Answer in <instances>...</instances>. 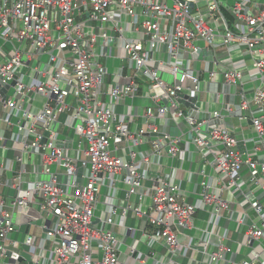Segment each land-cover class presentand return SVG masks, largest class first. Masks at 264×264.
Listing matches in <instances>:
<instances>
[{"label": "built area", "instance_id": "built-area-1", "mask_svg": "<svg viewBox=\"0 0 264 264\" xmlns=\"http://www.w3.org/2000/svg\"><path fill=\"white\" fill-rule=\"evenodd\" d=\"M0 39V105L13 142L24 139L14 158L17 197L9 205L0 197V264H13L9 254L18 245L34 264H123L127 238L113 227L130 232L129 215L142 221L150 250L141 257L134 241L125 264H176L190 251L205 255L206 264H264V201L242 186L246 169L250 186L264 196V158L252 157L246 147L264 152V0H0ZM111 58L129 73L109 87ZM141 81L154 106L145 109L146 124L133 130V117L121 113V103L140 96ZM181 94L198 99L194 110L199 101L217 102L222 110L206 120L189 118ZM228 96L233 101L221 103ZM226 117L252 122L255 134L244 140V149ZM157 120L174 127L185 122L189 129L173 137L160 132ZM193 154L220 180L201 171L199 198L190 201L161 159L175 161L176 173ZM193 176L189 172L190 183ZM120 187L121 212L111 195ZM100 204L111 229L94 223ZM242 205L257 215V221L241 222L246 246L262 249L234 262L220 232ZM27 207L44 219L41 235L17 242L14 213ZM208 207L212 227L198 245L195 218ZM214 238L215 250H202Z\"/></svg>", "mask_w": 264, "mask_h": 264}, {"label": "crops", "instance_id": "crops-1", "mask_svg": "<svg viewBox=\"0 0 264 264\" xmlns=\"http://www.w3.org/2000/svg\"><path fill=\"white\" fill-rule=\"evenodd\" d=\"M141 38L144 37L142 36ZM2 43L3 41L0 39V45H2ZM11 45L12 44H7V47H10ZM111 52H114V55H116L114 49H111ZM161 57L163 59L167 57L165 50L161 53ZM116 61L120 62V60L113 58L106 61L107 65L110 64L113 67L112 77L107 80V84L109 87L110 85H113V83L116 82L119 77H125L129 73L128 69H121V62L119 65H117ZM163 77L167 81L171 80L170 76L167 74H163ZM140 84V96L137 97L134 101H128L127 104L126 102L121 103V113L124 115L131 114L133 117V124L131 126L133 130H136L137 128L146 124L147 120L144 116L145 109L147 107L154 106V102L147 96L149 91L148 84L143 81H141ZM231 92L233 94L235 91L231 90ZM11 93L12 92L9 91L8 95L6 96V93L4 92V98H8ZM231 98L232 97L228 96L225 100L222 99L221 103L229 101L232 102L233 100L231 101ZM38 102L39 100L37 101V103ZM235 103H238L237 99H235ZM182 106L187 108L189 112L193 114V116H189V118H193L195 120L209 119L211 112L222 110V104H219L217 102H212L211 105H207L206 103H203V101H199V110H194L192 108L186 107L185 105ZM32 110L38 111V108L32 107ZM8 119L9 116L2 111V106L0 105V197L5 199V201L9 205L10 202L17 197V193L15 190H13V187L11 185H13V178L15 176L14 173H16L18 170V164L14 162V158L16 155L15 150L20 149V141H22V139H19L17 142H13V130L7 124ZM216 122L217 121H214L213 123ZM226 122L229 126H231L235 137L239 141V147L244 149V140L253 138L255 134L252 128V122L250 120L240 121L228 117H226ZM155 123L159 126L161 133L170 132V129L175 126V124L172 122H170L169 125H166L162 120H157L155 121ZM177 126L181 134L184 132H188L189 128L185 122L178 123ZM246 147L252 157L256 159L264 158V152L255 153L253 151V145L251 143L247 144ZM32 160L33 158L25 156L26 163H28L29 161L32 162ZM34 160L37 163V158H35ZM161 163L165 165L166 173H171L172 171L174 172L173 182L181 185V189L183 191L184 196H186L190 201H194L195 199L197 200L199 198L201 181L199 173L201 171H205L215 181V183L220 180V175L218 174V172L212 169L208 164L203 163L198 154H193L192 161H187L184 164L183 169L181 171H176V173L173 169L175 161H173L171 158L161 159ZM189 172L194 173L191 183L189 182ZM246 172V169L242 171V174L245 176V180L242 184L243 188L247 191L248 194L252 195V198L263 202L264 196L250 186L248 178L246 176ZM36 178L37 176L35 175H28L26 177V179L28 180H35ZM218 189H220L219 186ZM107 193V190H103L102 192L103 195ZM111 195L115 199L118 211L121 212V208L124 206L123 188L120 187V190L111 192ZM224 196L227 199L231 198L228 193H225ZM142 206L144 209H146L148 206H150V201L146 200ZM210 209L211 208L208 207L204 211L198 212V214L196 215V230L193 233V237L198 245H202L204 230H210L212 227L214 218ZM104 210V205H98L94 223L97 227L111 229V227L108 228L105 223L107 217L105 215ZM228 216L229 220H226L220 233L223 236H226V243L233 250V253L229 256V260H235L234 262H239L242 259H249L254 257L256 252L262 249V246L258 244H256L254 248L246 246L247 227L246 225H242L241 222L242 220L246 219L247 221L249 220V222L251 223L252 221L256 220L257 215L254 213L252 208H250V206L242 205V207H237V210L233 215ZM14 221L16 223V230L12 235L13 240L17 242H24L26 237L31 233L35 234L36 236L41 235L40 226L44 223V219L36 211V209L32 207L19 209L17 212L14 213ZM141 226L142 221L137 219L134 215H129L126 220V228L131 229L130 232L127 231L125 228L120 229L117 227H113V231L117 234L120 239L124 237L127 238V243L125 247H122L121 262L123 264L127 262L129 257V251L127 247L130 246L134 241H138V250L140 251L141 257H144V255L150 250V246H148V243L142 238V234L140 233ZM216 244L217 240L214 238L212 239L211 244L207 248H205V246H202V250H215ZM26 249L27 248H24L22 245H18L13 250V255H21L23 253H27ZM156 250L158 252H162L163 248L160 245H156ZM29 256L31 258V262H33L31 255ZM10 258L13 260V264L18 263V260L14 257ZM193 260H195L196 262L192 263ZM176 262V264H206L207 257L205 255L190 251L185 254V257L179 258V260H177ZM49 264H55V262L51 261ZM133 264L138 263L134 262Z\"/></svg>", "mask_w": 264, "mask_h": 264}, {"label": "water", "instance_id": "water-1", "mask_svg": "<svg viewBox=\"0 0 264 264\" xmlns=\"http://www.w3.org/2000/svg\"><path fill=\"white\" fill-rule=\"evenodd\" d=\"M192 8H193V5H191L190 7V12L192 11ZM211 53H208V55H210ZM196 57V56H194ZM14 84L12 83L11 86H13ZM9 86H7L8 88ZM3 93V92H2ZM198 99L197 98H193L191 99L187 94H181L180 95V99H179V103L185 105L186 107H189V108H195V104L197 103ZM169 134L173 137H179L181 136V132L180 130L177 128V127H173L170 129V132ZM48 136V134H46ZM162 134H159V136H161ZM154 136V135H152ZM190 138H191V135H190ZM22 141H24V139H22ZM81 174V170L79 172V176ZM59 182L61 183H65L66 182V176H60L59 177ZM10 257H14L15 259L18 260V262H27L29 264H34L31 262V258L30 256L27 254V253H23L21 254L20 256L19 255H13V254H9Z\"/></svg>", "mask_w": 264, "mask_h": 264}, {"label": "rangeland", "instance_id": "rangeland-1", "mask_svg": "<svg viewBox=\"0 0 264 264\" xmlns=\"http://www.w3.org/2000/svg\"><path fill=\"white\" fill-rule=\"evenodd\" d=\"M201 45H202V44H201ZM116 62H117V63H116L117 65L120 64L119 61H116ZM108 66H109V69H110V73L113 74V67H112L110 64H108ZM182 110L184 111V113L186 114L187 117H189V116H193V114H192L191 112H189V110H188L187 108H185L184 106H182ZM187 233L192 234V233H190V232H187Z\"/></svg>", "mask_w": 264, "mask_h": 264}, {"label": "trees", "instance_id": "trees-1", "mask_svg": "<svg viewBox=\"0 0 264 264\" xmlns=\"http://www.w3.org/2000/svg\"><path fill=\"white\" fill-rule=\"evenodd\" d=\"M225 15H226V17H228L229 16V14H227L226 12H225ZM230 17V16H229Z\"/></svg>", "mask_w": 264, "mask_h": 264}]
</instances>
